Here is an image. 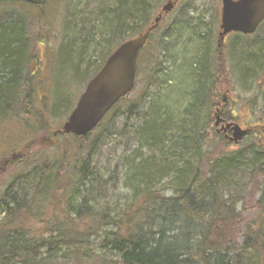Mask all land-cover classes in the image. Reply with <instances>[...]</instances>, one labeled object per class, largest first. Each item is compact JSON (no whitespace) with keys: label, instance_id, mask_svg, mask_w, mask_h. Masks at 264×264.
<instances>
[{"label":"trees","instance_id":"trees-1","mask_svg":"<svg viewBox=\"0 0 264 264\" xmlns=\"http://www.w3.org/2000/svg\"><path fill=\"white\" fill-rule=\"evenodd\" d=\"M157 1L109 0L110 11L105 21L100 19L99 31L96 28L87 32L82 25L78 29V25L69 26V43L60 57L62 75L71 71L74 74L68 82H83L85 77L88 84L118 46L154 24V13L161 2ZM15 4L38 9L42 20L44 6L0 2ZM25 8L0 7V122L16 116L24 92L27 95L23 110H34L33 97L29 95L30 78L35 71L30 59L39 42L38 37L30 35L31 20ZM182 15L180 20L185 22L179 25L187 29L186 46L192 54L191 60L178 68L182 80L173 87L167 86L166 91L171 88L173 92L155 100L147 109L144 94L148 95V87L161 79L165 71L159 52L168 51V45H164L168 34L157 35L162 20L138 56L137 82L132 93H137L139 84L143 92L122 98L96 128L126 116L125 128L129 126L128 133L137 145L124 159L126 188L132 192L128 206L123 212L119 209L111 213L112 217L90 209L88 202L95 200L97 194L93 187L99 190L100 186L101 173L97 168L88 178L75 175L64 181L59 179L60 167L67 165L64 158L54 175L49 165L33 175L27 173L18 178V190L12 191L10 185L0 197V216L6 215L0 222V264H67L75 257L73 264H86L87 259L91 264H264V147L255 141L238 151L229 150L231 145L238 146L230 143L225 134L212 133L211 129L212 110L221 97V86L229 87L235 77L240 89L246 91L247 86L263 81L264 36L254 41L253 36L236 34L233 56L225 58L224 63L218 44V12L211 15L204 27ZM172 35L181 38L182 34L175 31ZM172 59L174 64L176 59ZM225 115L229 122L240 120L231 116L230 110H225ZM249 124L247 121L246 126L251 127ZM95 130L74 138L87 144ZM106 134L101 133L104 137ZM256 135L251 133L242 142ZM83 148L76 146L73 150L81 157ZM161 185L173 194L165 195ZM251 186L260 195L255 206L258 216L246 221L238 204L245 200L243 191L246 193ZM30 188L36 194L28 203L26 191ZM59 189L62 195L58 198ZM51 193L50 202L57 212L58 204L63 202L60 215L48 220L40 218L44 233L26 226L31 219L37 220L36 209L42 211L36 198L49 201ZM16 219L24 222L23 228L3 226L17 224ZM110 226L112 231L104 229ZM93 245L106 252L91 257L93 251L89 250Z\"/></svg>","mask_w":264,"mask_h":264},{"label":"rangeland","instance_id":"rangeland-1","mask_svg":"<svg viewBox=\"0 0 264 264\" xmlns=\"http://www.w3.org/2000/svg\"><path fill=\"white\" fill-rule=\"evenodd\" d=\"M92 1L94 4H90ZM156 1L153 0V3H156ZM160 1H157L160 4L155 10L154 18L161 15L162 8L167 3L174 2L175 6L170 13L163 15L161 29L157 34L158 36L162 34L161 32L168 34V39L164 42V45H168V51H166L168 54L159 52L161 53V55L159 54L160 60L163 59L165 71L160 76L161 79H157L155 84L148 87V95L144 94V97L147 98V109L155 100L157 101L162 96L164 97L173 92L171 88L169 92L166 91L167 86L173 87L177 84V81L182 80L180 79L178 68L186 65L191 60V49L186 46V42L189 41L188 34L185 32L187 29L179 25L185 22L180 20L183 19L182 14H185L192 22H195L197 26L204 27V25L209 24L211 15L218 12L220 20L217 24L220 26L223 7L221 0ZM109 6V0H98L97 4H95V0H49L44 5V16L40 20L39 10L30 8L29 5H0V7H27L24 11L27 17H30L28 19L31 20L30 35L34 38L38 37L36 41L39 42L36 43L37 52H33L30 59V66L35 71L33 77L30 78L32 84L31 94L29 95V97H33L34 104L32 106L34 110L32 112H29L28 109L26 111L23 110L24 96L27 95L23 91L24 94L22 93L20 98L16 116L0 122V197L10 185L13 187L12 191L18 190V178L25 176L27 173L33 175L39 168H47V165H49L51 174L58 173L59 164L66 158L67 165L65 168L60 167L59 179H66V177L75 178V175L79 177L85 175L88 178L93 168H97L101 173L99 190H97V186L93 187L97 193L95 195L96 199L88 202L91 210L107 213L108 216L112 217L111 213H115L119 209L123 212L125 207L128 206L132 192L126 188L127 176L126 170L123 168L124 159L127 155H130L132 149L135 150L137 145L133 142L131 133H128V131L130 132L129 126L126 125L125 128L126 116L123 119H117L112 124L104 122L101 129L95 130V133L91 136L92 140L90 139L91 141L87 142L88 145L85 142H77L70 135H54L55 132L61 130L67 121L77 103L76 101L87 85L85 77L82 79L83 82L77 79L68 82L74 74L71 71L68 72L66 70L68 73L65 76L62 75L64 66L63 63L61 64L60 57H62V49L67 45V39H69L68 27H76L78 25V29L82 25V28L87 32L96 28L98 30L101 26L100 19L105 21V16L109 14L110 10L107 9ZM175 25L176 27L174 28L173 26ZM175 31L182 34L181 38L172 35ZM263 36L264 27L255 35L254 41ZM233 39L235 38L230 37L222 46L221 52L224 56V63L225 58L231 59V56H233L235 50L232 47ZM173 57L176 59L174 64L172 62ZM92 64H95V61ZM83 68L85 67L81 69ZM231 80L229 87H220L221 97L217 100L216 106L212 110V133L213 131L221 130V126L229 122L225 118V110H230L231 116L240 119L232 122L240 124L242 128H246V123L249 121V125L253 128L256 127L258 133L255 138L245 140L240 145H237L238 147L231 145L229 150L238 151L242 146L255 141H259L264 147V79H262V82L256 81L252 85L247 86L246 91L240 89L235 77H232ZM139 85L137 86V93H132L129 97L140 95L143 92V88ZM258 86H261V88ZM24 90L26 91V89ZM171 99L174 102V96ZM113 119H115V116ZM218 120H222L223 123L216 125ZM128 122L132 125L135 124L131 120H128ZM101 133H107V136L104 137ZM76 146L84 147L83 151L86 150V146H89V149L86 152L84 151V153L82 152L83 154L80 157L73 150ZM13 155L19 156L12 163L10 160ZM165 186L161 185L159 187L164 190L163 193L165 195H172L173 191ZM26 193H29L27 196V202L29 203L36 192L32 193V188H30ZM61 195L62 190L59 189L58 198ZM242 195H244L245 200L238 204L241 217L246 221L254 220L258 216L255 206L260 195L256 194L254 186L249 187L246 193L243 191ZM52 198V193L49 201L36 198L38 203L36 201L34 203L40 205L42 211L38 212L36 209L35 214H39L37 220L35 218L31 219V222L25 223L26 226L29 225L34 227L36 231L44 233V230H42L44 224L40 223L39 220H48L53 216V218L56 215L59 216L63 206V202L58 204L59 212H57L53 203L50 202H53ZM7 200L11 202L10 198H7ZM31 208H34V205ZM4 216L6 215L0 216V222L3 221ZM14 223L17 224L9 225V223H5L3 226H17L18 228H23L24 226V222L20 221V219H16ZM101 226L102 224H100ZM104 229L112 231L114 228L110 226ZM100 235L101 233L99 232L96 236L100 237ZM238 244L240 246L243 244L242 237L238 239ZM89 251H93L91 257L95 254L99 255L106 252L98 245H93ZM74 260L76 261V257ZM111 260L115 261L116 258ZM73 262L67 264H73ZM86 264H91L90 259L86 260ZM93 264L97 263L93 262ZM99 264H105V262Z\"/></svg>","mask_w":264,"mask_h":264},{"label":"water","instance_id":"water-1","mask_svg":"<svg viewBox=\"0 0 264 264\" xmlns=\"http://www.w3.org/2000/svg\"><path fill=\"white\" fill-rule=\"evenodd\" d=\"M47 0H0V2H26L42 6ZM222 32L220 42L231 32L245 35L254 34L264 21V0H222ZM174 4L167 3L162 11L169 13ZM162 16L146 33L119 46L107 59L103 68L88 83L74 111L63 126V134L85 137L102 122L108 112L125 96L131 93L136 84V62L140 50L145 46L150 33L159 24ZM223 123L218 120L216 125ZM223 131H231L230 141L239 144L250 132L238 124H227ZM57 135V133H55Z\"/></svg>","mask_w":264,"mask_h":264},{"label":"flooded vegetation","instance_id":"flooded-vegetation-1","mask_svg":"<svg viewBox=\"0 0 264 264\" xmlns=\"http://www.w3.org/2000/svg\"><path fill=\"white\" fill-rule=\"evenodd\" d=\"M232 35H236V34H234V33H232ZM231 34L230 35H228L226 38H225V41H226V39H228L230 36H232ZM253 128V127H252ZM229 132V131H228ZM253 132H256L257 133V130H255V129H253ZM229 134H230V132H229Z\"/></svg>","mask_w":264,"mask_h":264}]
</instances>
